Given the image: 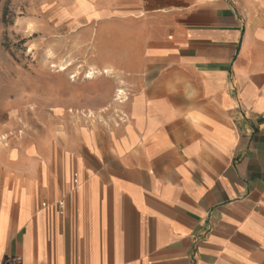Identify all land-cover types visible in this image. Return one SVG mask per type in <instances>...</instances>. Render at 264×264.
I'll return each mask as SVG.
<instances>
[{"label":"crops","instance_id":"obj_1","mask_svg":"<svg viewBox=\"0 0 264 264\" xmlns=\"http://www.w3.org/2000/svg\"><path fill=\"white\" fill-rule=\"evenodd\" d=\"M83 1L123 93L0 152V264H264V0Z\"/></svg>","mask_w":264,"mask_h":264},{"label":"rangeland","instance_id":"obj_2","mask_svg":"<svg viewBox=\"0 0 264 264\" xmlns=\"http://www.w3.org/2000/svg\"><path fill=\"white\" fill-rule=\"evenodd\" d=\"M79 3L0 0V152L44 142L53 130L111 125L119 75L97 68V57L119 44L92 40Z\"/></svg>","mask_w":264,"mask_h":264},{"label":"bare ground","instance_id":"obj_3","mask_svg":"<svg viewBox=\"0 0 264 264\" xmlns=\"http://www.w3.org/2000/svg\"><path fill=\"white\" fill-rule=\"evenodd\" d=\"M104 72H109V70L108 69H105ZM94 75H95V71H90L89 74H88V77H93ZM117 91H118V95L120 93H123V90L122 89H117Z\"/></svg>","mask_w":264,"mask_h":264},{"label":"built area","instance_id":"obj_4","mask_svg":"<svg viewBox=\"0 0 264 264\" xmlns=\"http://www.w3.org/2000/svg\"><path fill=\"white\" fill-rule=\"evenodd\" d=\"M63 203H60V205L62 206Z\"/></svg>","mask_w":264,"mask_h":264}]
</instances>
